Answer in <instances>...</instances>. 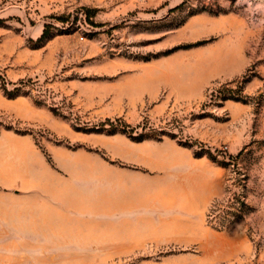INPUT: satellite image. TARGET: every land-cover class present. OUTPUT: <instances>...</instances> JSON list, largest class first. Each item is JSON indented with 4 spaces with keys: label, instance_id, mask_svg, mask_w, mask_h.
<instances>
[{
    "label": "rangeland",
    "instance_id": "rangeland-1",
    "mask_svg": "<svg viewBox=\"0 0 264 264\" xmlns=\"http://www.w3.org/2000/svg\"><path fill=\"white\" fill-rule=\"evenodd\" d=\"M0 264H264V0H0Z\"/></svg>",
    "mask_w": 264,
    "mask_h": 264
},
{
    "label": "trees",
    "instance_id": "trees-1",
    "mask_svg": "<svg viewBox=\"0 0 264 264\" xmlns=\"http://www.w3.org/2000/svg\"><path fill=\"white\" fill-rule=\"evenodd\" d=\"M46 35V33H44V36ZM116 131H119L117 130L116 128L112 130V133H116ZM123 133H126V134H130L131 137L135 140V141H138V142H141V141H144L145 139L147 138H150L149 136H138V137H135V136H132L131 132H126V130H122Z\"/></svg>",
    "mask_w": 264,
    "mask_h": 264
},
{
    "label": "crops",
    "instance_id": "crops-1",
    "mask_svg": "<svg viewBox=\"0 0 264 264\" xmlns=\"http://www.w3.org/2000/svg\"><path fill=\"white\" fill-rule=\"evenodd\" d=\"M197 207H201L200 204H198Z\"/></svg>",
    "mask_w": 264,
    "mask_h": 264
}]
</instances>
